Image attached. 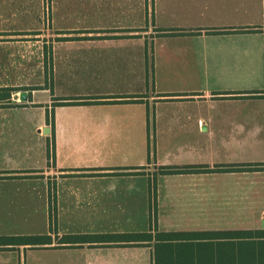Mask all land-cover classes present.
Here are the masks:
<instances>
[{"label": "crops", "instance_id": "1", "mask_svg": "<svg viewBox=\"0 0 264 264\" xmlns=\"http://www.w3.org/2000/svg\"><path fill=\"white\" fill-rule=\"evenodd\" d=\"M241 163L264 164V0H0V264H155L158 232L264 229V167L216 169Z\"/></svg>", "mask_w": 264, "mask_h": 264}, {"label": "trees", "instance_id": "2", "mask_svg": "<svg viewBox=\"0 0 264 264\" xmlns=\"http://www.w3.org/2000/svg\"><path fill=\"white\" fill-rule=\"evenodd\" d=\"M258 93L260 91H253ZM60 103L68 101L60 100ZM264 167L263 163H241L220 165L217 170H254ZM199 166H162V173L180 171H197ZM22 176V175H19ZM55 207V206H54ZM156 183L150 185V222L156 226ZM89 236L72 235L63 239H77ZM100 237V236H98ZM113 240H152L151 233L141 234H111ZM49 235H27L12 237L13 243L41 244L50 240ZM155 244V264H264V229L257 230H224L208 233L197 232H158ZM202 239H210L203 243ZM0 244H6L5 238H0ZM195 246V247H193Z\"/></svg>", "mask_w": 264, "mask_h": 264}, {"label": "water", "instance_id": "3", "mask_svg": "<svg viewBox=\"0 0 264 264\" xmlns=\"http://www.w3.org/2000/svg\"><path fill=\"white\" fill-rule=\"evenodd\" d=\"M20 100H22V101L27 100V92L26 91L20 92ZM262 227L264 228V221H263Z\"/></svg>", "mask_w": 264, "mask_h": 264}, {"label": "rangeland", "instance_id": "4", "mask_svg": "<svg viewBox=\"0 0 264 264\" xmlns=\"http://www.w3.org/2000/svg\"><path fill=\"white\" fill-rule=\"evenodd\" d=\"M193 247H195V246H193ZM196 248V247H195Z\"/></svg>", "mask_w": 264, "mask_h": 264}]
</instances>
